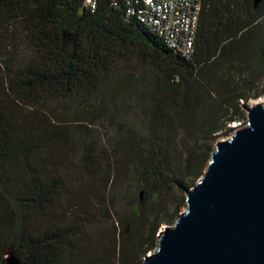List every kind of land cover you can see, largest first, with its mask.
<instances>
[{"label": "trees", "instance_id": "obj_1", "mask_svg": "<svg viewBox=\"0 0 264 264\" xmlns=\"http://www.w3.org/2000/svg\"><path fill=\"white\" fill-rule=\"evenodd\" d=\"M14 19L34 54L0 79V264L10 253L23 264H136L152 250L160 219L171 223L161 196L197 176L216 136L244 120L243 104L264 95V2L255 8L254 0H203L191 60L107 1L93 13L81 0H0V36ZM135 58L152 79L135 84L117 75ZM105 90L136 96L147 131L130 129L104 167L87 147L79 166L85 182L68 188V128L30 112ZM127 177L143 186V198L98 231L87 197L112 219L109 196L121 195L118 184ZM62 198L69 224L56 212Z\"/></svg>", "mask_w": 264, "mask_h": 264}, {"label": "water", "instance_id": "obj_2", "mask_svg": "<svg viewBox=\"0 0 264 264\" xmlns=\"http://www.w3.org/2000/svg\"><path fill=\"white\" fill-rule=\"evenodd\" d=\"M186 204L143 264H264V101L216 144ZM5 264L23 263L10 253Z\"/></svg>", "mask_w": 264, "mask_h": 264}, {"label": "rangeland", "instance_id": "obj_3", "mask_svg": "<svg viewBox=\"0 0 264 264\" xmlns=\"http://www.w3.org/2000/svg\"><path fill=\"white\" fill-rule=\"evenodd\" d=\"M33 54L23 23L18 19L9 22L0 36V79L7 80L8 71L26 65ZM131 61V63L119 65L117 75L121 76V79H129L136 84L142 78L150 80L154 77V72L146 67L138 70L137 58ZM259 87L261 90L264 89V78ZM263 101L264 95L257 100H250L246 104L242 103L245 112L244 120L229 125L228 127L232 128L231 132L218 134L215 144L210 147V150L212 151L217 143L227 140L236 131L244 128L247 124L248 110ZM41 112L46 113L68 128L67 137L70 141L67 151L68 159L62 168L68 188L80 186L85 182V177L82 175L79 166L87 147H92L93 153L96 154L104 167L106 162L114 161L117 154L116 144L121 138L127 136L130 129H138L141 135H144L147 131L146 108L139 102L138 98L133 95H118L117 92L112 90H105L95 97L77 94L68 99L46 101L39 108V112H30L32 113L31 117H41ZM209 162L210 159L208 158L205 166L200 169L197 176L194 175L184 179L182 190L173 189L161 196L159 205L166 206L163 219L171 220V223H162V218L160 219L153 238L154 246L152 250L148 251L145 256L140 254L136 264L144 263L145 258L156 250L162 231L166 227L174 225L178 216L186 211L187 194L204 176ZM118 189L121 195L117 197L110 194L109 196V210L112 213V219H109L106 212L99 210L93 196L89 195L87 197L89 206L91 209H95L98 231L111 229L114 222L118 218L127 216L140 203L141 195L144 196L143 186L134 183L129 177L118 184ZM56 212L60 221H64L66 224L73 221V215L68 213L66 201L63 198L58 203ZM148 235L149 231L146 229L145 237Z\"/></svg>", "mask_w": 264, "mask_h": 264}, {"label": "built area", "instance_id": "obj_4", "mask_svg": "<svg viewBox=\"0 0 264 264\" xmlns=\"http://www.w3.org/2000/svg\"><path fill=\"white\" fill-rule=\"evenodd\" d=\"M106 1L123 11L127 22L140 23L157 35L175 54L194 57L203 0H81V6L94 13Z\"/></svg>", "mask_w": 264, "mask_h": 264}]
</instances>
